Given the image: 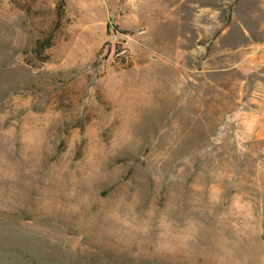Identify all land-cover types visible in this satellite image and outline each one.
<instances>
[{"label": "rangeland", "instance_id": "obj_1", "mask_svg": "<svg viewBox=\"0 0 264 264\" xmlns=\"http://www.w3.org/2000/svg\"><path fill=\"white\" fill-rule=\"evenodd\" d=\"M0 264H264V0H0Z\"/></svg>", "mask_w": 264, "mask_h": 264}, {"label": "bare ground", "instance_id": "obj_2", "mask_svg": "<svg viewBox=\"0 0 264 264\" xmlns=\"http://www.w3.org/2000/svg\"><path fill=\"white\" fill-rule=\"evenodd\" d=\"M169 12H170V14L176 13L175 9H172Z\"/></svg>", "mask_w": 264, "mask_h": 264}]
</instances>
